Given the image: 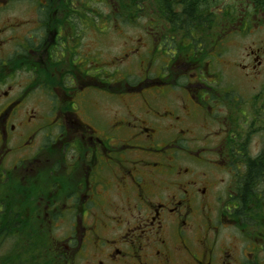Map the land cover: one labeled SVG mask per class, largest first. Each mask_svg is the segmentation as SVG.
<instances>
[{"label": "flooded vegetation", "instance_id": "obj_1", "mask_svg": "<svg viewBox=\"0 0 264 264\" xmlns=\"http://www.w3.org/2000/svg\"><path fill=\"white\" fill-rule=\"evenodd\" d=\"M126 1L0 0V237L50 264H264L236 87L264 77V45L228 57L264 0H173L175 29Z\"/></svg>", "mask_w": 264, "mask_h": 264}, {"label": "trees", "instance_id": "obj_2", "mask_svg": "<svg viewBox=\"0 0 264 264\" xmlns=\"http://www.w3.org/2000/svg\"><path fill=\"white\" fill-rule=\"evenodd\" d=\"M156 4L159 5V12H162L165 20L173 22L171 25L172 29H175L176 25L174 21L176 20V15L173 13L174 4L173 0H155ZM122 5L123 14L126 15L127 1L120 0ZM191 3V2H190ZM132 20L140 19L139 14L142 11L139 8L140 0H132ZM190 10H193L192 3L190 4ZM100 18V15H99ZM263 110V111H262ZM252 112L255 113V118L252 120L250 126L253 128V133H260L262 137V150L261 153L254 159L247 161V184H245V191H249V181H255L257 179H262L264 176V91L260 93L252 104ZM21 244V243H20ZM23 245V244H22ZM16 247L8 252L6 255H0V264H50L45 260V250L35 246V253L30 252L29 248ZM38 245V244H37ZM27 249L29 254L24 255V250Z\"/></svg>", "mask_w": 264, "mask_h": 264}, {"label": "rangeland", "instance_id": "obj_3", "mask_svg": "<svg viewBox=\"0 0 264 264\" xmlns=\"http://www.w3.org/2000/svg\"><path fill=\"white\" fill-rule=\"evenodd\" d=\"M100 13H101V19L103 20L104 17L108 16V11L107 9H105L103 6H100ZM10 15L13 17V16H17V17H20V14L17 12V13H14L12 11V13H10ZM30 14L29 13H26L24 14V16L21 18V19H27L29 18ZM131 34H132V37H137V36H141V31L140 29H132L131 31ZM236 42H233V44H229V48H228V57L231 60H238V61H241L238 59L237 57V48L236 47H239L241 49L243 48H254L258 45H264V25L263 26H260L258 27L257 29H253V32L248 35V36H244L242 39H240V41L235 44ZM242 62V61H241ZM229 83L230 84H236L237 85V81H241V78L234 74L232 72V70H230V73H229ZM264 82V77H261L260 79H258V81L256 83H254V87L255 88H251L250 86L247 87V85L245 83H242V84H239L238 86H236L237 88H239L242 92V94H246V95H254L257 91H258V88L263 84ZM244 99V97H243ZM261 148V137L260 135H256V136H253L251 141H250V144H249V151L251 153V155H256L258 153V151L260 150ZM12 244V241H8V242H2L1 244V247H0V255H6L7 252L9 251H12L15 247H16V244ZM24 255L26 254H29L28 253V250L25 249L24 251ZM39 261V264L41 263L40 260Z\"/></svg>", "mask_w": 264, "mask_h": 264}]
</instances>
